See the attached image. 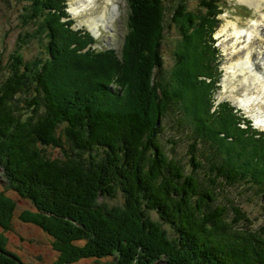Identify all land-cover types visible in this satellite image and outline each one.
Masks as SVG:
<instances>
[{"label":"trees","instance_id":"16d2710c","mask_svg":"<svg viewBox=\"0 0 264 264\" xmlns=\"http://www.w3.org/2000/svg\"><path fill=\"white\" fill-rule=\"evenodd\" d=\"M18 1L32 30L0 74V171L36 207L19 217L50 235L57 264H264V223L243 203L264 202V131L215 103L227 0H128L120 53L64 20L67 0ZM29 36L40 51L26 59ZM117 195L122 208L102 202ZM16 212L0 192L3 231ZM0 264L18 263L0 252Z\"/></svg>","mask_w":264,"mask_h":264},{"label":"rangeland","instance_id":"374dc122","mask_svg":"<svg viewBox=\"0 0 264 264\" xmlns=\"http://www.w3.org/2000/svg\"><path fill=\"white\" fill-rule=\"evenodd\" d=\"M112 1L115 4L118 3L120 5V13L115 14L113 19L107 18L108 22H106L105 25L100 26L101 33L97 36L98 42L95 44V47L99 49L114 48L120 53L124 43V36L127 32V0ZM189 1L193 3L195 0ZM68 2V11L76 20L75 25L79 27L82 25L83 29L88 30L89 26L85 22L86 18L90 16V14H101L102 11L106 9L105 7H107L108 0H91L92 6L89 8L90 11L82 6L81 9L84 8L86 10L85 12L80 11V15H75L72 12V7L76 8L78 6V0H68ZM19 5L20 2L18 0H0V74L3 72L5 66H8L13 62L10 61V56L18 47L17 43L19 39H21V35H25L27 31L32 30L31 26H29L28 23L25 24L20 18ZM108 5L111 7L110 3H108ZM173 8L174 5L172 10ZM128 10H130V7ZM224 10L225 12L221 15L222 23H220L215 30L217 43L215 44L214 40H212V42L215 46L218 45L222 50V68L225 74H223L222 86L224 85V89H228L230 93L227 90L222 91V88L218 93V97L221 99H230L231 97L242 109V112L252 119L255 126L264 130V70L263 72L261 71L264 69V46L261 48L257 47L260 51L257 55V59H255V61L259 63L257 69H254V66L252 68H247L248 65H245L244 67L247 68V73L239 72L241 73L239 75L242 80L237 78V80H234L227 85L224 81L228 68H231L232 54L235 55L236 52L242 51L240 53L241 59L238 62L241 63L242 61V63H244L249 60L246 52L247 44L250 43L251 46H253V44L255 46L258 45L255 39L256 36L260 34L262 28L264 29V9L262 11L258 10L255 6L244 2L243 0H228L227 3L224 4ZM219 17L220 15H218V18ZM82 21H84L83 24H81ZM174 39L176 40L175 33ZM28 41L29 43L22 47V52L26 59L38 55L40 51L38 42L34 40L32 36H29ZM210 43L211 42L208 40H202L200 42L203 48H207V45ZM175 45L176 43L173 44L171 42L166 44L165 48L167 49L168 54L174 49ZM203 50L207 51V49ZM164 56L166 57L165 60L169 57V55L165 54ZM170 59L168 60L169 62L167 66L172 69L171 55ZM238 69L240 70L241 67L239 66ZM240 101L242 104L239 103ZM166 139L167 137L165 140ZM184 144L185 143L181 142V144L177 146L180 155L185 154ZM52 151L54 152V156L59 154L55 150ZM9 183V179L1 169L0 192H4L6 195L16 200L17 212L13 220L12 230L3 231L0 228V232H2V235L4 234L6 238V240H3L5 243L4 247L8 250L6 251V248L2 249L0 247V252L15 260L18 264H20L19 260L25 262V264H57L60 261L59 254L51 244L50 235H47L41 226L22 220L19 217L23 210L31 209L37 211L36 207L30 199H28V201L19 197L17 193L12 190ZM102 202L106 203L110 208L119 209L122 208L123 197L120 195H117V197H106ZM243 203L246 210H248L251 216L255 219L256 226L260 223H264V202L255 201L253 203H246L243 201ZM104 234V232L101 234L103 238L106 236ZM98 239L100 240L102 238L99 237ZM164 260L165 258L157 260L156 264H167L164 263ZM23 262L22 264H24ZM66 264H124V261L119 260L117 255H107L81 258Z\"/></svg>","mask_w":264,"mask_h":264},{"label":"bare ground","instance_id":"6f19581e","mask_svg":"<svg viewBox=\"0 0 264 264\" xmlns=\"http://www.w3.org/2000/svg\"><path fill=\"white\" fill-rule=\"evenodd\" d=\"M243 1L247 2L249 4H252L258 10L262 11L264 9V0H243ZM108 3L111 4V7H109ZM108 3L106 5L107 7H105L106 8L104 10L105 12L102 11L101 14H96V15L90 14V16H88L85 20V22L87 23L89 28H91L97 35H99L101 33V29H100L101 25H105L106 22H108V19H110V18L113 19L114 18L113 16L115 14L120 13V5L118 3L115 4L112 0H108ZM82 6L85 7L88 11H90L89 8L92 6L91 0H78V6H77L78 8L72 7V12L75 15H80L81 14L80 11L85 12L86 9H84V8L81 9ZM83 22L84 21H82L81 24H83ZM234 25H235V23H234ZM252 29H254V28H252ZM255 40H256V43L258 44L257 46H255L254 44H253V46H251L250 43L247 44L246 52H247V55L249 57V60H247L246 62H244V63H242V61H241V63L238 62L241 59L240 53L242 51L236 52L235 55L232 54V59H231V64H230L231 68H228L227 75L224 79L226 85L229 84L230 82L234 81V80H237V78L239 80H242V78L239 74L245 73V72L247 73V71H246L247 68H252L254 66V69H257L259 67V63H257V61H255V59H257V55L260 53V51L258 50L259 48L257 49V47L261 48L264 46V29L263 28H262L260 34H258V36H256ZM245 65L246 66L248 65L247 68L244 67ZM239 66L241 67L240 70L238 69ZM263 70L264 69H262L261 71L263 72ZM239 72H241V73H239ZM239 103L242 104L241 101Z\"/></svg>","mask_w":264,"mask_h":264},{"label":"water","instance_id":"95a60500","mask_svg":"<svg viewBox=\"0 0 264 264\" xmlns=\"http://www.w3.org/2000/svg\"><path fill=\"white\" fill-rule=\"evenodd\" d=\"M20 264H22V262L19 260Z\"/></svg>","mask_w":264,"mask_h":264}]
</instances>
